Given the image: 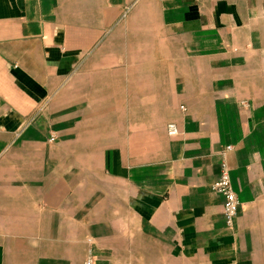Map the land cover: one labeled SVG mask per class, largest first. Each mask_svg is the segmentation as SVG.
<instances>
[{
	"label": "crops",
	"instance_id": "1",
	"mask_svg": "<svg viewBox=\"0 0 264 264\" xmlns=\"http://www.w3.org/2000/svg\"><path fill=\"white\" fill-rule=\"evenodd\" d=\"M88 258L264 264V0H0V264Z\"/></svg>",
	"mask_w": 264,
	"mask_h": 264
},
{
	"label": "built area",
	"instance_id": "2",
	"mask_svg": "<svg viewBox=\"0 0 264 264\" xmlns=\"http://www.w3.org/2000/svg\"><path fill=\"white\" fill-rule=\"evenodd\" d=\"M167 132L170 134L177 133V127L175 124L167 125ZM52 139V138H51ZM232 149V146L228 145L224 150L221 151V163L219 174L216 180L211 184L210 188L213 192L221 195L223 197L222 204V215L224 218L225 225L231 227L237 216L239 208V199L234 192L230 180L229 168L227 164V153ZM84 264H92V260L88 258L84 261Z\"/></svg>",
	"mask_w": 264,
	"mask_h": 264
}]
</instances>
